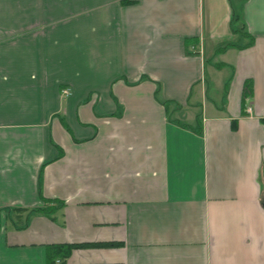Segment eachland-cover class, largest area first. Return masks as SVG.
Wrapping results in <instances>:
<instances>
[{
  "label": "crops",
  "instance_id": "crops-1",
  "mask_svg": "<svg viewBox=\"0 0 264 264\" xmlns=\"http://www.w3.org/2000/svg\"><path fill=\"white\" fill-rule=\"evenodd\" d=\"M232 1L254 43L214 54L229 0H0V264H264V0Z\"/></svg>",
  "mask_w": 264,
  "mask_h": 264
},
{
  "label": "trees",
  "instance_id": "trees-1",
  "mask_svg": "<svg viewBox=\"0 0 264 264\" xmlns=\"http://www.w3.org/2000/svg\"><path fill=\"white\" fill-rule=\"evenodd\" d=\"M246 1L247 0H242L241 2H246ZM229 5L231 8V19L229 23L230 30L232 34L235 36V38L232 40L221 41L220 43H218V45L214 49V54L224 53L227 49L230 48H234L238 50L246 49L252 46L254 43V38L248 33L247 28L242 20L240 10L234 6L232 0H229ZM198 44H199L198 38H186L184 40L185 55L186 56L194 55L195 53L189 50V46L195 47ZM224 66L225 65L219 64L216 65V68L221 69ZM250 97H251V86L249 82H245L242 101H241L242 111L244 109L246 99H249ZM155 98L158 100L159 103H161L164 106L169 120L172 121L173 120V118L171 117L172 112L170 110L172 109L173 111H177L179 109V106L175 103H172L171 101H167L160 98V87L158 86L155 92ZM171 106L172 108L170 109ZM174 122H178V124H180L182 128L189 129L198 135H202L203 132V127L201 123L202 118H201V114L199 113L196 114L193 125L185 124L176 119ZM261 123H264V119L261 120ZM58 153H59L58 158H60L63 155V151L60 148H58ZM38 188H39L38 191L40 193V184L38 185ZM42 202L43 205L41 207H36L33 209H20V208L9 209L7 211L9 212L8 218L11 220L12 225L17 230L24 229L28 225L29 218L33 215L45 216L51 221H53L52 215L64 207V202L57 199H42ZM79 247L81 246H68V247L56 246L55 247L56 255L54 257H65L69 254V252L73 248H79ZM51 262L53 263L54 261Z\"/></svg>",
  "mask_w": 264,
  "mask_h": 264
},
{
  "label": "rangeland",
  "instance_id": "rangeland-1",
  "mask_svg": "<svg viewBox=\"0 0 264 264\" xmlns=\"http://www.w3.org/2000/svg\"><path fill=\"white\" fill-rule=\"evenodd\" d=\"M228 57V56H227ZM227 57H224L225 60H228ZM210 69V68H209ZM207 68V71H210ZM229 71L225 70L221 73H215L214 71L209 72V77L212 79V81L217 85L220 84V82H222V80H226V78L228 77ZM211 79L207 80V82L205 83V99H202V101H208L211 102V104H213L215 107L220 105V103H222V101H224V93L222 96V92L220 90V87L217 88V86H213ZM161 98V96H160ZM202 102V103H203ZM172 108V106L170 107V109ZM195 110L199 109H190L189 111L183 110L182 113L180 114H176V115H171L175 116L176 118H179L181 121L185 122V123H189V122H193V118L195 117ZM171 111V110H170Z\"/></svg>",
  "mask_w": 264,
  "mask_h": 264
},
{
  "label": "built area",
  "instance_id": "built-area-1",
  "mask_svg": "<svg viewBox=\"0 0 264 264\" xmlns=\"http://www.w3.org/2000/svg\"><path fill=\"white\" fill-rule=\"evenodd\" d=\"M63 94L68 95V91L67 90H63ZM244 111L247 114L251 113V108H250V105H249V99H246V101H245V109H244ZM54 264H61V261L59 259H57Z\"/></svg>",
  "mask_w": 264,
  "mask_h": 264
}]
</instances>
